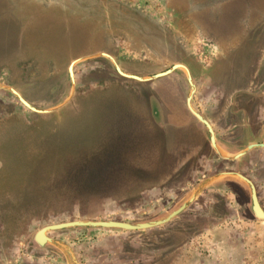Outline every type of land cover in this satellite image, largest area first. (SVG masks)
I'll use <instances>...</instances> for the list:
<instances>
[{"label": "rangeland", "instance_id": "obj_1", "mask_svg": "<svg viewBox=\"0 0 264 264\" xmlns=\"http://www.w3.org/2000/svg\"><path fill=\"white\" fill-rule=\"evenodd\" d=\"M89 3V6L84 5ZM100 52L150 77L185 64L225 155L264 141V0H0V84L39 109ZM37 113L0 87V264H264V147L221 158L185 70L138 81L106 57ZM232 172V173H227ZM195 196L194 200L189 202ZM144 229L70 227L73 220Z\"/></svg>", "mask_w": 264, "mask_h": 264}, {"label": "water", "instance_id": "obj_2", "mask_svg": "<svg viewBox=\"0 0 264 264\" xmlns=\"http://www.w3.org/2000/svg\"><path fill=\"white\" fill-rule=\"evenodd\" d=\"M97 56H103V57L108 58L113 63L116 71L121 76L126 77V78H130V79H135L138 81H148V80L164 77V76L170 75L171 73H173L177 69L185 70V72L187 73L188 82L191 85V93L187 97V106H188L190 112L193 114V116L207 128V130L209 132V136H210L211 145L213 146V148L216 150L217 154L221 158L227 159V160H235V159L240 158L241 156H243L244 154H246L249 150H251L253 148L264 147V142L253 143V144L248 145L244 151L238 152L234 155H225L223 153V151L220 149L219 144L217 142L216 133H215V130H214L212 124L210 123V121L207 118H205L193 106L192 100H193V97H194V94L196 91V85H195V82L193 80V76L191 74L190 69L183 63H175L171 68H169L165 71L159 72V73L154 74L150 77H143V76H139V75L128 73V72L124 71L123 68L121 67V65L119 64V62L117 61V59L112 54H110L108 52H100V53H97L94 55L76 58V59L71 61V63L69 64V68H68L70 79H71V85H72V91H71L70 96L60 105L53 107V108H50V109H39V108L35 107L27 99H25V97H23V95L17 89H15L12 86L0 84V87L8 89L9 91H11L24 106H26L27 108H29L30 110H32L34 112H37V113L54 112V111H57V110L61 109L62 107H64L71 100V98L74 95L75 85H76L75 71H74L75 64L81 60H85V59H89V58H93V57H97ZM227 173H232V172H227ZM235 174L240 179H242L251 189L252 209H253L254 214L258 218L264 219V209L262 208L260 201L258 199L257 191H256V187H255L254 182L249 177H247L246 175H244L242 173H235ZM194 198H195V196H193L191 199H189L188 203L193 201ZM188 203H184L181 207H179L177 210L173 211L165 219H160V220H156V221H149V222H142V223H137V224H133L130 222H125V221H120V220H73V221H67V222H61V223H54V224L46 225L43 228H41L36 233L34 239L40 247H43L46 243L54 242V240L50 236H48V234H47L49 231L64 229V228H70V227H77V226H79V227L90 226V227H102V228H119V229H124V230H129V231L149 229V228L157 227V226H160V225L167 223L172 218H174L176 215H178L181 211H183L185 209V207H187Z\"/></svg>", "mask_w": 264, "mask_h": 264}, {"label": "flooded vegetation", "instance_id": "obj_3", "mask_svg": "<svg viewBox=\"0 0 264 264\" xmlns=\"http://www.w3.org/2000/svg\"><path fill=\"white\" fill-rule=\"evenodd\" d=\"M177 70H178V69H177ZM167 76H168V75H167ZM164 77H165V76H164ZM160 78H161V77H160ZM195 85H196V84H195ZM187 107H188V106H187ZM188 109H189V108H188ZM189 111H190V110H189ZM203 116H204V115H203ZM204 117H205V116H204ZM200 123H201V122H200ZM263 142H264V141H263ZM259 143H262V142H259ZM251 144H253V143H251ZM249 145H250V144H249ZM261 148H263V147H261ZM247 177H248V176H247ZM250 179H251V178H250ZM251 180H252V179H251ZM254 184H255V183H254ZM255 187H256V186H255ZM256 191H257V190H256ZM170 214H171V213H170ZM170 214H169V215H170ZM176 216H177V215H176ZM167 217H168V216H167ZM168 222H169V221H168ZM168 222H167V223H168Z\"/></svg>", "mask_w": 264, "mask_h": 264}, {"label": "trees", "instance_id": "obj_4", "mask_svg": "<svg viewBox=\"0 0 264 264\" xmlns=\"http://www.w3.org/2000/svg\"><path fill=\"white\" fill-rule=\"evenodd\" d=\"M84 5H86V6H89V3H87V2H84Z\"/></svg>", "mask_w": 264, "mask_h": 264}]
</instances>
